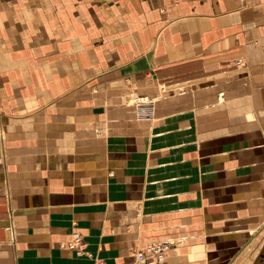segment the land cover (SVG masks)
<instances>
[{
    "label": "crops",
    "instance_id": "0c3cea01",
    "mask_svg": "<svg viewBox=\"0 0 264 264\" xmlns=\"http://www.w3.org/2000/svg\"><path fill=\"white\" fill-rule=\"evenodd\" d=\"M152 242L264 262V0H0V264Z\"/></svg>",
    "mask_w": 264,
    "mask_h": 264
},
{
    "label": "built area",
    "instance_id": "2783aa9c",
    "mask_svg": "<svg viewBox=\"0 0 264 264\" xmlns=\"http://www.w3.org/2000/svg\"><path fill=\"white\" fill-rule=\"evenodd\" d=\"M112 3L120 0H110ZM241 62L238 60L236 65H240ZM146 104L147 101L135 98L133 99V104ZM67 246L72 248L77 256L85 253V243L80 234H73ZM172 243L170 242H152L151 244L145 245L144 247L138 249L133 253V263L132 264H167V253L170 251ZM264 264V262L260 263Z\"/></svg>",
    "mask_w": 264,
    "mask_h": 264
},
{
    "label": "rangeland",
    "instance_id": "374dc122",
    "mask_svg": "<svg viewBox=\"0 0 264 264\" xmlns=\"http://www.w3.org/2000/svg\"><path fill=\"white\" fill-rule=\"evenodd\" d=\"M135 98H138V97H133V98H131L130 100H128V103H129L130 105L134 106L135 103L133 104V99H135ZM138 99H141V98H138ZM141 100H144V99H141ZM144 101H146V100H144Z\"/></svg>",
    "mask_w": 264,
    "mask_h": 264
}]
</instances>
